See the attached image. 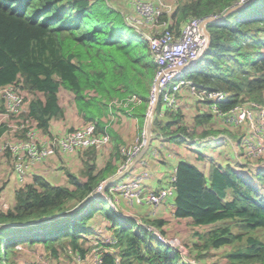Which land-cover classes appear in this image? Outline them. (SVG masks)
<instances>
[{
	"label": "trees",
	"instance_id": "16d2710c",
	"mask_svg": "<svg viewBox=\"0 0 264 264\" xmlns=\"http://www.w3.org/2000/svg\"><path fill=\"white\" fill-rule=\"evenodd\" d=\"M239 1L179 0L169 21L164 18L166 27L177 32L190 18L219 16ZM244 1L248 3L207 23L208 48L182 72L198 88L227 92L218 102L223 111L245 97L261 102L264 90V0ZM156 71L147 38L106 0H0V88L14 84L24 94L23 111L16 116L25 128L18 138L30 127L49 139L61 135L53 134L51 125L65 115L59 102V91L64 89L72 93L83 126L92 122L96 132L112 136L113 153L124 163L123 145L105 119L112 110L144 118ZM134 94L138 99L129 100ZM209 116L198 114L197 122ZM182 118L179 103L164 108L160 97L152 133L175 140L194 138L195 129ZM7 130L8 125L0 122V138ZM78 151L83 178L67 171V184H54L31 174L15 187L7 207L0 203V264H17L16 255L37 244L55 256L71 250L84 259L98 250V264H192L157 236L155 229L165 232L163 218L138 220L123 214L110 194L56 217L78 206L116 171L111 160L98 167L94 146ZM236 165L241 170L212 161L204 172L194 163L177 161L170 182L173 216L205 227L194 233L206 248L229 246L222 264H264V164L248 168L250 175L244 173L246 165ZM93 219L104 220L98 229L108 230L113 243L104 242L108 236L101 238V230L91 225ZM37 221L41 222L30 224ZM94 235L92 244L89 237Z\"/></svg>",
	"mask_w": 264,
	"mask_h": 264
},
{
	"label": "built area",
	"instance_id": "2783aa9c",
	"mask_svg": "<svg viewBox=\"0 0 264 264\" xmlns=\"http://www.w3.org/2000/svg\"><path fill=\"white\" fill-rule=\"evenodd\" d=\"M239 2H244V0ZM135 6L148 19H155L161 14L160 11L153 8L148 0H136ZM207 17L190 18L177 32L165 27L162 32L147 37L149 48L157 63L155 79L158 78L159 98L161 97L164 108L172 109L179 103L181 88L183 86L187 87L188 91L198 101L209 104L210 110L215 116L222 118L232 126L245 124L247 132L239 140V143L242 144V152L243 154L246 152L249 157L258 156L263 152L264 147V99L261 102L255 100L240 101L232 108L223 111L220 109L218 102L225 100L227 92L198 88L189 78L182 77V67L195 60L205 48L207 36L203 32L201 24ZM154 98L153 84L149 107L152 106ZM137 99L135 95L129 98V100ZM0 102L4 106L1 115L6 117L18 114L24 100L17 86L9 84L0 88ZM20 128H25L24 123H20ZM36 132L34 128H27L24 133L25 136L15 142L13 146L9 145L8 148L15 156L14 171L21 180L27 168L38 161L46 159L58 149L63 152H72L90 146L101 148L110 141L109 134L96 132L95 124L92 122L82 126V128L66 131L62 135L45 142L38 139ZM137 139L140 138L137 137ZM140 150V147L122 146L121 152L127 158L119 171L124 169ZM127 174L107 184L109 194L113 199L122 196L128 199L127 201L131 206L145 203L157 206L166 200L168 196L173 195L174 187L172 184H170V187H161L156 191H144L143 181L148 175L145 170L130 175ZM104 187V181H102L95 190L101 191ZM113 201L117 202V200ZM156 234L160 239H163L159 232ZM107 241L114 242L112 235L107 237ZM91 255L94 256L95 263L93 264H98L101 260L100 251L94 250Z\"/></svg>",
	"mask_w": 264,
	"mask_h": 264
},
{
	"label": "rangeland",
	"instance_id": "374dc122",
	"mask_svg": "<svg viewBox=\"0 0 264 264\" xmlns=\"http://www.w3.org/2000/svg\"><path fill=\"white\" fill-rule=\"evenodd\" d=\"M106 1L108 2L109 5L121 11L123 18L127 24L133 26L137 31H139L143 36L147 38L148 36H152L164 30V28L167 25V22L169 21L170 13L176 7L177 2L179 0H148L152 4L155 10L161 12V14L157 16V18L155 19H148L144 14L139 12L135 6L136 0H127L129 3L126 5H123L122 2L123 0H106ZM164 18L167 19L168 21H165ZM60 92H61L60 95L62 98V102L68 104V116L70 118L75 117L74 107H73L74 104L73 102H72L73 105L71 104V96L66 97L64 94V90H60ZM182 92H184V95H182ZM22 95L24 97V94ZM134 95L137 96L136 94ZM180 95L187 99V103H185V106L182 107L180 105V107L182 109V112L185 114V116L187 115L188 118L190 119L191 123L189 125L195 129L196 135L197 134L202 135L204 133V129L200 126L195 127V124L193 123L191 116L193 115L194 112H197L199 110L201 111V109L204 108V104L202 105L199 104L195 96H193L186 89V87L181 88L179 97ZM244 99L255 100L249 97H245ZM263 99H264V90L262 94V99H259V101H263ZM66 101H68L69 103ZM69 104L71 105V108ZM2 110H3L2 105L0 103V122H5L8 125V130L0 139V203L2 204L3 207H7L13 199V192L15 187L20 183H22L24 180H26L24 179L26 174H24V178L22 179L23 181L21 180L22 182H20V180L17 179L15 181L13 179V177L16 176V174L14 175L15 161L12 160L13 157L11 156L13 152H11L8 148L9 145L13 146L15 142L21 140V138L17 137V134L21 133L22 128H20L21 122L20 123L17 122L18 120V116H16L17 114L5 117L1 115V113H3ZM22 111L23 108L19 111V114ZM211 122H212L211 125L213 126L211 127V130L217 131L218 133H222V135L220 136H223L224 142L226 143V144H222V146L216 150L213 149L209 150V152H211L213 157H215L217 160H220L222 162L227 160L229 161V163H232L233 165H236L237 162L242 164V166L246 165L244 167V169H246L244 173L248 175H250V173L248 172L249 169L254 170L256 166L264 164V147H263V152L258 156L249 157L246 152L245 154H243L242 152V148H241L242 144L239 143V140L242 137V135L247 132V126L245 124H242L240 126H232L227 122H223V121L220 122L219 118L217 117H213V119H211ZM192 124L194 125L192 126ZM81 125L83 126V124H80L79 126L75 127V129L82 128ZM63 133H61V135ZM36 135L38 137V132H36ZM158 135H160V137L158 138L159 143L156 145V147H157V153L161 154L160 158L163 156V154L172 158L176 157L177 155L178 157H183V154H186L188 151L192 150L191 143L188 144L187 142L185 143L174 140L176 146L171 147V144L169 143L167 144H169L170 146L163 145L167 141L168 137L166 134L160 133ZM144 138H145V129L142 135H140V139L134 138L133 141L124 145L127 147L135 146L136 148L137 147L142 148ZM111 141L112 140L110 137V141H108L102 147H106L110 145ZM160 147L162 148L161 151H159ZM4 150L10 151V154L9 155L5 154ZM155 153L154 156H156ZM174 154L176 156H174ZM144 184H145V180L143 181V185ZM166 187H170V185H167ZM94 192H99L98 194L102 196H105V194L110 193L108 185H106L103 188V190L101 191L95 190ZM113 200H117L116 203L121 202V205L125 204L127 206V209H129V212L136 213L135 208H137L138 204H136L135 206H131V204L127 201L128 199L122 196L116 197ZM142 205L143 204H139L138 207L139 206L142 207ZM138 215L139 216L137 217L134 216L138 220H141V218L144 217L142 216V214L138 213ZM160 217L165 220V224L162 227V229L165 232L163 234L161 233L159 234H161L162 238L165 239L168 243H170L172 246L180 250L186 262L192 264H222L223 263L222 254L223 252L229 250V246L227 247L224 246L220 248H210V247L206 248L203 244L204 241L200 239L197 234L194 233L195 230L196 231L202 230L203 232L205 230L204 229L205 227L195 226L189 223L187 219H174L172 215L167 213L162 214ZM91 225L96 226V230H101L102 239H105L107 236H109V232H107L108 230L98 229L105 225L104 220L93 219ZM155 232L157 233L159 231L155 229ZM89 238H90L89 242H92V240L95 238V235ZM106 241L107 240H104V242ZM93 243L94 241L92 242V244ZM23 253L24 255H20V256L16 255L17 264H93L95 263L94 256L91 255L90 252L88 253L85 259L83 257L75 255V253H73L71 250H68V253L65 251H59L58 255L55 256L50 253L49 249L45 248L41 244L25 247Z\"/></svg>",
	"mask_w": 264,
	"mask_h": 264
},
{
	"label": "crops",
	"instance_id": "0c3cea01",
	"mask_svg": "<svg viewBox=\"0 0 264 264\" xmlns=\"http://www.w3.org/2000/svg\"><path fill=\"white\" fill-rule=\"evenodd\" d=\"M122 2H123V5H126L129 3L127 0H123ZM182 88H185V86H183ZM60 94L61 92L59 91V97H60L59 102L65 109V115L63 118L52 122L51 128L54 131L53 134H56V135L63 133L64 131L68 130V128L70 127L75 128L79 126L80 124L84 123L81 117L79 116V114L77 113V109L75 108L72 93H70L67 90H64L65 96L66 97L71 96V104L72 102L74 104L73 107H74L75 117H71V118L68 116V104L65 102H62V98ZM182 95H184V92H182ZM178 102H179V108H180L181 114L183 115V118H182L183 123L188 126L191 123L190 119L188 118L187 115L185 116V114L182 112V109L180 107V105L182 107L185 106V103H187V99L180 95ZM198 102L201 105L204 104V108H202L201 111L199 110L193 113V115L191 116L193 123L195 124V127L200 126L204 130H208V131L210 130V131L207 132L205 135L197 134L194 138L190 140H187V139L186 140L185 139L175 140L173 138H168L167 141L163 145L167 146L171 144V147L176 146V144L174 143V140L185 142V143L187 142L188 144L191 143V148H192L191 151H188L186 154H183V157H178V155L176 156L174 154V156L176 157H173V158L168 157L167 155H164V154L160 158L161 154L157 153V147H156V145L159 143L158 138L160 137V135H155L152 133V140L150 142L149 148L146 150L144 155L133 165L131 170L127 172L128 174L126 173L127 175H130V174L138 173V172L145 170L148 175L145 178V184L143 185L144 191H156L161 187H166L167 185H170L172 176L174 175L176 163L177 161L181 159L196 164L204 172H208L210 163L212 161H215L222 166H225L226 164L229 163V161L227 160L224 162L217 160L215 157L212 156L211 152H209L210 149L216 150L220 148L222 144H226V143L224 142L223 136H220L222 135V133H218L217 131L211 130V127H213L211 125L212 124L211 119L217 116H215L211 112L209 104L206 102H200V101ZM69 106L71 108L70 104ZM149 108L150 107H148L146 111L145 117L142 119L139 117L130 115V113L127 112V110L126 111L118 110L114 112L112 110L109 112L108 116L105 119L107 121L106 124L109 126V128H111L113 132H115L114 134L117 135L120 145L128 144L131 141H133L134 138H137L138 136L142 135L145 129ZM204 113L210 115L209 119L198 123L196 116L198 114H204ZM217 118H219L220 122L222 121L226 122L220 117H217ZM194 124H192V126ZM38 137H39L38 139L43 142L49 140V137L44 134L42 135L39 133ZM111 140H112V136H111ZM113 145H114V142L112 140L110 145L106 147L96 148L97 150V160L96 161H97L98 167L99 168L103 167L108 160H111L112 165L116 168V171L110 174L106 179L116 174L119 168L123 164L121 159H117L116 156L114 155L113 149H112ZM159 149H160L159 151H161L162 148L160 147ZM154 153L156 154V156H154ZM81 155H82L81 152H79L78 150H75L72 152L56 151L55 154H52L47 159L38 161L32 164L29 168H27L25 172L26 174L25 178L24 177L23 178L28 180L31 174H40L45 179H47L48 181L54 184H67L68 182L67 171L73 173L76 177L83 178L84 166H83ZM198 155L202 158H199ZM230 164L233 165L232 163ZM233 166H236L235 168H237L238 170H241L239 166L237 165H233ZM14 175H15V172H14ZM15 177H13L15 181L17 179V180H20L21 182V179L19 177L17 176ZM173 197H174V192L171 197H168L160 205H157V206L145 203L142 205V207L140 206L138 207L139 205L138 204L137 208H135V211L137 214L134 212L133 213L129 212V209H127V206L123 203H122L123 205H121V202L115 203V204H116V207L123 214H129V215L136 216V217L139 216L138 213L142 214V216L147 217V218L148 217L152 218L155 216L160 217L162 214H165V213L173 216Z\"/></svg>",
	"mask_w": 264,
	"mask_h": 264
},
{
	"label": "water",
	"instance_id": "95a60500",
	"mask_svg": "<svg viewBox=\"0 0 264 264\" xmlns=\"http://www.w3.org/2000/svg\"><path fill=\"white\" fill-rule=\"evenodd\" d=\"M246 3H248V1H246V2L245 1L244 2H238V3L230 6L223 14H220L219 16H209V17H207V18H205L203 20V22L201 24V27H202L203 32L207 36V42H206L205 48H204L203 52L195 60H193L192 62H190L187 65L183 66L182 69H186V68L192 66L193 64H195V62L202 56L204 51L208 48V45L210 43V33H209V30L207 29V26H206L207 23L210 22V21L219 20V19L225 17L228 13H230L233 10H236V9L242 7ZM154 90H155V98H154V102H153L152 106L149 108V111H148L147 121H146V125H145V138H144V143H143V146H142L141 150L135 156H133L132 160L126 165V167L124 169L120 170L119 172H117L116 174L111 176L110 178L106 179L104 181V185L105 186L107 184H109V183L121 178L129 170H131L133 165L144 155V153L148 149V147L150 145V142L152 140V118H153V116L155 114L156 106H157V103H158V100H159L158 78H156L155 81H154ZM98 193L99 192L92 193L91 195L86 197L78 206H76L75 208H73L69 212L63 213V214L58 215L56 217L64 216V215L71 214V213L75 212L78 208H80L83 204L87 203L93 197L98 196L99 195ZM41 221H43V220H41ZM41 221L33 222V223H30V224L38 223V222H41Z\"/></svg>",
	"mask_w": 264,
	"mask_h": 264
},
{
	"label": "clouds",
	"instance_id": "9594fccd",
	"mask_svg": "<svg viewBox=\"0 0 264 264\" xmlns=\"http://www.w3.org/2000/svg\"><path fill=\"white\" fill-rule=\"evenodd\" d=\"M189 68V67H188ZM187 69V68H186ZM183 70H185V69H183Z\"/></svg>",
	"mask_w": 264,
	"mask_h": 264
}]
</instances>
